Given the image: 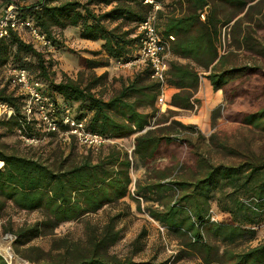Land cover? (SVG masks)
Segmentation results:
<instances>
[{
  "label": "trees",
  "instance_id": "1",
  "mask_svg": "<svg viewBox=\"0 0 264 264\" xmlns=\"http://www.w3.org/2000/svg\"><path fill=\"white\" fill-rule=\"evenodd\" d=\"M162 1L171 10L158 12L161 32L174 37L171 53L187 61H169V84L175 90L168 100V116L157 119L159 84L150 79L148 65L132 78H117L108 96L96 88L108 79V72L92 71L107 67L108 60L134 57L141 37L137 25L150 12L149 4L143 0H5L6 6L16 4L21 17L52 38L56 49L49 51L13 31L0 39V71L26 67L59 103L69 104L78 118H86L87 129L111 138L132 137L134 144L131 156L124 147L110 144L98 151L85 148L78 158L68 154L50 161L20 154L0 142V213L10 202L19 210H38L42 215L7 229L24 264H148L110 252L121 237L117 214L102 225L86 222L84 239L56 236L55 230L63 222L119 202L129 194L134 164L163 157L160 165L147 170L143 181L137 179L132 198L139 207L140 198L152 202L145 206L148 215L169 233L176 232L185 245L184 255H196L202 264H264V241L243 250L234 247L240 237L264 224V156L254 153L249 137L228 145L217 133L206 139L195 124L175 117L194 109L195 93L205 77L213 90L224 95V117L264 132V0H183L177 6L174 0ZM102 6L106 8L100 10ZM69 27L77 28L81 39L100 40V48L92 53L107 58L78 54L88 72L54 80L46 53L62 48L57 32ZM27 56L34 58V68L27 67L23 59ZM0 100L15 107V115L0 119L4 126L17 134L19 129L36 133L32 124L22 125V95H15L5 83ZM212 148L239 160L214 163L208 153ZM220 205L231 215L229 221L211 219L213 207L217 210ZM40 236H53L49 249L29 243ZM217 241L227 245L221 248ZM0 264H8L1 255Z\"/></svg>",
  "mask_w": 264,
  "mask_h": 264
},
{
  "label": "rangeland",
  "instance_id": "2",
  "mask_svg": "<svg viewBox=\"0 0 264 264\" xmlns=\"http://www.w3.org/2000/svg\"><path fill=\"white\" fill-rule=\"evenodd\" d=\"M174 3H176V6L184 4L183 0H174ZM5 6V0H0V13L3 11ZM105 8V6H102L100 10H104ZM163 8L165 11L171 10L168 4H166ZM225 8L227 10L228 7L225 6ZM208 10L209 7H206V11ZM161 21L162 20L158 16L157 28L159 31H162ZM58 32V38L63 44L62 48L55 53L47 52V57H45L46 60L50 62V78L59 80L63 74L76 78L79 71H85L79 63L78 54H82L90 58H100L102 60L107 58L104 53L98 55L93 54L92 52L98 50L99 47L90 48L89 45H84L83 41L78 36L77 28L69 27L60 33ZM25 38L28 39L27 36H25ZM133 52L136 53V48ZM23 59L26 60L27 67L31 64L29 68H34V58L27 56ZM108 62L109 64L107 67H96L92 70L96 74H101L105 71L108 72V79L96 87L98 90L103 91V93L107 96L111 93L113 86L115 84L117 85V78L126 74L127 69H129V71L132 70V68L116 67L114 66V63H110L109 60ZM87 72L88 70L85 71V73ZM0 73L1 79L5 80L8 75L6 68H3ZM225 104L226 100L223 95L222 104L218 105L211 111L210 126L202 130L199 127L197 128L204 134L206 139H208L210 133L215 132L222 140H225L228 145L232 146H235L243 138L249 137L251 139V149L254 150V153L259 156H264V132L224 117L223 110ZM192 111L182 110L175 117L182 121L183 119L181 118L189 113H193ZM213 115L214 118H212ZM166 116H168L166 109L164 111L158 110L156 114L157 119H164ZM213 124L214 126H212ZM1 141L8 144L11 149L20 154L41 156L43 159L47 158L50 161L68 154H72V156H76L77 158L80 155L85 154V147L76 143L67 144L56 138L50 139L46 142H39L36 145H28L18 137V134L12 127L8 128L7 126H4L3 122H0V142ZM206 142L208 143V140ZM122 143L124 146H129L131 145V139L128 138ZM107 147L108 146L104 147L103 150L106 151ZM202 148L205 150L207 149L206 145H203ZM240 149L243 151V147H240ZM208 153L214 163H237L239 160L237 157L224 156L221 151H218L215 148L210 149ZM95 155L96 154H93V157H95ZM165 159L166 158L164 157L158 160L156 159L148 162L146 165H143L140 162L138 164H134L130 170L132 181L129 187V194L126 197L117 203L105 205L96 213L86 215L85 217L77 220L61 223L55 230L56 236L67 235L73 239H84L86 236V222H90V224L94 225H102L109 216L117 214V226L121 229V237L110 248L111 253L120 257L129 256L134 261L148 262V264H202L198 256L184 255L185 245L182 243V239L179 236L177 237L176 232L169 233L164 226H161L159 222L155 221L148 215L145 210V206L152 202H146L140 198L139 207L138 201L132 198L137 179L143 181L146 177L147 170H150L151 167L160 165V163ZM155 205L157 204L155 203ZM213 208L214 214L211 218L212 220L223 222L230 220L229 218L231 215L228 212L223 211L221 209V205L217 210L215 207ZM41 218L42 215L38 210H19L13 207L10 202H8L5 209L0 213V248L10 249L13 264L24 263L20 260V256L15 252V246L13 243L14 236L8 232L7 229H15L22 224L32 223ZM52 239L53 236H40L32 239L29 243L38 245L44 249H49ZM238 240V243L234 246L237 250H243L264 241V224L257 228L255 232H247L245 236L240 237ZM219 243L221 248L227 245V243ZM1 254L6 257L3 252H1ZM6 259L11 264L7 257ZM27 262L28 264H32L29 261Z\"/></svg>",
  "mask_w": 264,
  "mask_h": 264
},
{
  "label": "built area",
  "instance_id": "3",
  "mask_svg": "<svg viewBox=\"0 0 264 264\" xmlns=\"http://www.w3.org/2000/svg\"><path fill=\"white\" fill-rule=\"evenodd\" d=\"M151 6L145 19L137 25V32L141 34L140 45L134 57L128 60H115L114 66L119 68H133L138 65L150 67V79L159 84L156 105L160 111L168 107L167 90L169 84V61L172 53L170 42L172 35H165L157 28L158 12L163 8L162 0H143ZM204 18V15H201ZM16 31L20 36H27L29 40L49 51L56 49L53 39L30 20L21 17L16 4L6 6L0 13V39ZM224 42V38L222 39ZM8 75L0 82V88L7 83L9 89L15 90V95H22V125L32 124L35 134H27L19 129L18 137L28 145H36L56 138L64 143H76L85 148L98 151L104 145L117 144L124 147L131 156L134 144L124 146L123 138H111L87 129L86 118H78L69 104H61L45 89L43 81L33 77L26 67L14 66L8 69ZM7 81V82H6ZM197 109V105L193 110ZM15 115V107L0 100V119H8ZM214 218V217H213Z\"/></svg>",
  "mask_w": 264,
  "mask_h": 264
},
{
  "label": "crops",
  "instance_id": "4",
  "mask_svg": "<svg viewBox=\"0 0 264 264\" xmlns=\"http://www.w3.org/2000/svg\"><path fill=\"white\" fill-rule=\"evenodd\" d=\"M161 19V18H160ZM84 43V45H89L90 48L92 47H99L101 45L100 40H88V39H81ZM171 59H178L181 62H186V59L177 58L174 55H172ZM143 65H138L132 68V70L129 71V69L126 70V74H124L122 77L124 79L132 78L134 73L141 69ZM173 87H169L167 90V100L170 99L172 93L174 92ZM195 98L198 100L196 103L197 109L191 110L193 113H189L185 116H183L182 121L185 123H193L197 127H199L201 130L209 127L211 124V111L215 109L218 105L222 104L223 101V94L221 90H213L210 81L205 78L201 77L200 85L195 93ZM148 110V108H146ZM190 111V110H188ZM128 138H125L126 140ZM132 141V137L130 138Z\"/></svg>",
  "mask_w": 264,
  "mask_h": 264
},
{
  "label": "bare ground",
  "instance_id": "5",
  "mask_svg": "<svg viewBox=\"0 0 264 264\" xmlns=\"http://www.w3.org/2000/svg\"><path fill=\"white\" fill-rule=\"evenodd\" d=\"M2 165H3V164H2V161H0V167H1ZM4 250H5V252H4ZM0 251L3 252V253L6 255V257L10 260L11 264H13V262H12V254H11L10 249H9V248H3V249L0 248ZM1 252H0V253H1ZM8 262H9V261H8Z\"/></svg>",
  "mask_w": 264,
  "mask_h": 264
},
{
  "label": "water",
  "instance_id": "6",
  "mask_svg": "<svg viewBox=\"0 0 264 264\" xmlns=\"http://www.w3.org/2000/svg\"><path fill=\"white\" fill-rule=\"evenodd\" d=\"M0 255L8 262V260L6 259V257L4 255H2L1 253H0ZM8 264H10V263L8 262Z\"/></svg>",
  "mask_w": 264,
  "mask_h": 264
}]
</instances>
